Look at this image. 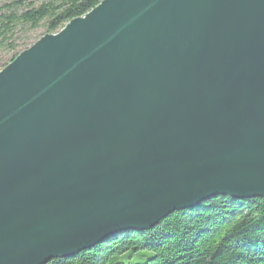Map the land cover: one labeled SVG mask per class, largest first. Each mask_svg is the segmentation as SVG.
<instances>
[{
  "label": "water",
  "instance_id": "water-1",
  "mask_svg": "<svg viewBox=\"0 0 264 264\" xmlns=\"http://www.w3.org/2000/svg\"><path fill=\"white\" fill-rule=\"evenodd\" d=\"M214 196L264 200V0H102L0 72V264Z\"/></svg>",
  "mask_w": 264,
  "mask_h": 264
},
{
  "label": "trees",
  "instance_id": "trees-1",
  "mask_svg": "<svg viewBox=\"0 0 264 264\" xmlns=\"http://www.w3.org/2000/svg\"><path fill=\"white\" fill-rule=\"evenodd\" d=\"M101 0H0V68L24 46L23 32L58 33ZM12 55L7 61V57ZM45 264H264V200L214 196L148 231H127Z\"/></svg>",
  "mask_w": 264,
  "mask_h": 264
},
{
  "label": "rangeland",
  "instance_id": "rangeland-1",
  "mask_svg": "<svg viewBox=\"0 0 264 264\" xmlns=\"http://www.w3.org/2000/svg\"><path fill=\"white\" fill-rule=\"evenodd\" d=\"M102 1V0H101ZM2 4H0V9H1ZM2 10V9H1ZM46 35L45 28L41 27L35 31H27L23 32L20 36L22 37V40L25 41L24 46L21 47V52L24 50L29 49L31 46H33L38 40H40L43 36ZM12 55H9L7 57V61L11 59ZM11 62H8L7 65H9ZM5 67L0 68V72L4 69Z\"/></svg>",
  "mask_w": 264,
  "mask_h": 264
}]
</instances>
